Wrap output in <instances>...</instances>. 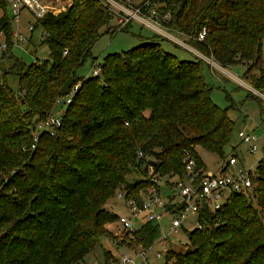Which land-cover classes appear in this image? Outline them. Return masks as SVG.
Masks as SVG:
<instances>
[{
  "label": "trees",
  "instance_id": "obj_1",
  "mask_svg": "<svg viewBox=\"0 0 264 264\" xmlns=\"http://www.w3.org/2000/svg\"><path fill=\"white\" fill-rule=\"evenodd\" d=\"M102 1L72 0L65 11L38 19L34 30L45 34L39 44L48 59L24 64L10 50L9 67L0 69V264H86L96 250L104 259L98 264H109L102 240L117 243L106 227L117 215L105 205L120 191L138 198L149 185L148 165L161 177L182 176L184 155L205 170L197 147L222 164L228 148L240 157L231 145L230 107L212 102L204 79L209 64L197 56L179 60L157 33L103 56L99 76H78L93 45L111 32L114 17ZM154 5L152 13L169 15L162 27L222 68L246 66L244 78L264 94V0H149L143 13ZM7 14L0 0V31L10 48ZM202 29L206 36L197 41ZM8 74L16 76V91ZM74 87L59 126L33 142L37 124ZM247 96L263 115L259 97ZM256 171L249 192L201 211V229L186 233L182 253L168 250L166 264H264V160ZM135 173L143 178L129 180ZM156 235L157 225L145 223L129 245L147 249Z\"/></svg>",
  "mask_w": 264,
  "mask_h": 264
},
{
  "label": "built area",
  "instance_id": "obj_2",
  "mask_svg": "<svg viewBox=\"0 0 264 264\" xmlns=\"http://www.w3.org/2000/svg\"><path fill=\"white\" fill-rule=\"evenodd\" d=\"M5 3L7 15L10 19L11 25V40L9 43L6 34L0 31V58L12 53L14 47L20 44L28 43L34 32V23L26 22V30L30 33V37L25 36L19 30L21 21L20 13L26 11L35 22L42 19L49 12L55 13L54 8L50 5V0H1ZM148 2L147 0L144 2ZM143 3V4H144ZM127 12V11H126ZM123 12L124 15L116 19L117 29H122L130 20L144 21L142 13L139 9L130 12ZM168 13L162 17L153 14L154 19L152 23L148 22L152 27H157L166 30L167 28L161 26V21L168 18ZM143 18V19H142ZM149 19V17H147ZM14 27V28H13ZM158 28V27H157ZM158 28V29H159ZM44 33L40 34L43 38ZM206 36V30L202 29L196 40L202 41ZM189 49L195 56L203 58L198 51ZM66 52L64 51L63 54ZM211 64L216 65L211 59ZM100 65L93 68L89 72V76L100 75ZM77 87H74L68 94L65 100L67 105ZM60 116L50 115L42 122L38 123L36 130L33 132V142L37 139V134L40 132H48L53 134L55 128L60 124ZM263 140H262V138ZM237 138L245 146V151L240 154V157L232 154L228 157L226 162L220 165L216 173H207L201 168L198 169L194 160L188 155H184V174L169 175L168 177H161L158 174L152 173V166L148 165L146 168L147 179L149 185L143 190H139L138 198L127 196L123 191H120L115 196V201L126 213L117 215L115 224L122 230L121 235L117 237V247H122L127 252H122L121 257L113 260L111 264H136L138 257L142 259L140 264H149L147 251L152 249L156 239L165 243L171 236H177L180 232H186V221H191L193 227L201 229L199 221V214L202 210L208 209L210 211H217L223 203L227 200L230 194L249 192L252 189V179L255 178L257 171L256 167L260 161L264 160V130L261 136L255 134L253 131H238ZM256 157L249 161L251 157ZM138 158L147 160L141 152H138ZM145 178V177H144ZM149 223L157 225V236L153 244L147 249L142 248L141 245L135 244L133 233L141 225ZM193 228V229H194ZM124 233V234H123ZM123 236L127 239L124 245ZM157 243V242H156ZM138 248L136 252L134 249ZM154 261L150 264H158L155 260L163 257L158 251H154Z\"/></svg>",
  "mask_w": 264,
  "mask_h": 264
},
{
  "label": "rangeland",
  "instance_id": "obj_3",
  "mask_svg": "<svg viewBox=\"0 0 264 264\" xmlns=\"http://www.w3.org/2000/svg\"><path fill=\"white\" fill-rule=\"evenodd\" d=\"M50 1V5L54 8L55 13L65 11V9L72 3V0ZM145 1L146 0L102 1L108 11L114 17L110 23L111 32L108 34H103L99 38L97 43L93 45L91 57H93L94 60L93 58L87 59L83 67L78 70V76H87L93 68H97V66L101 64V59L106 54L129 50L132 47L142 43L143 39L151 37L154 33H157L161 37V39L159 40V44H161L163 50L167 52L169 51L170 53L174 54L179 60H195L194 57L196 56L182 44L186 45L188 48L194 50L195 52L197 50H195L187 43H184L182 36L177 35L173 32H167L166 30L159 28V26H157L159 28L158 29L157 27L154 28L150 25L152 21H154V19L151 18L154 14L152 12L157 13L154 10L155 8H157V6H152L149 9L150 13L145 14L142 11V8L145 7L148 3H144ZM143 3L145 4V6H143ZM135 9L140 10V13H142V17L146 22L132 19L126 26L123 27L127 29L126 31H120L122 30L121 28L118 29V31L115 28V18L123 16V12H130L134 11ZM20 17L21 21L19 24V30L25 36L30 37V33L27 32L25 24L29 21L30 23H35V20H33L26 11H22L20 13ZM147 17H149V19H147ZM148 22H150V24ZM113 28H115L114 30H116L117 32L112 33ZM104 29L105 28L102 27V30ZM40 34V30L35 29L32 33V39L28 40L30 44L23 43L18 45L17 47H14L11 53L13 55V58L21 60L24 64L33 63L35 62V60L41 61L48 59V49L45 47V45L39 44V42L41 41ZM8 55L0 58V69H7L9 67L10 59L7 58ZM202 59H204V61L210 66L209 68L205 66L203 75L206 83L211 87L212 102L223 109L230 107L228 115L230 118L234 119L235 123V128L231 137V145L233 144V146L235 147L234 149L238 154H243L245 151V146L240 142V139L237 138V132L242 131L245 126L246 130L248 129L249 131H253L257 135L264 130V113L263 115L260 114V109L257 105V102L247 95L253 91L252 93L259 97L260 106H262V110H264V94H260L255 90H252L249 85V80L244 79L242 73L245 66L235 65L229 66V68H222L220 66H216V63V65H212L210 62L211 59H207L204 57ZM5 82H7V85L11 90H17L18 82L16 76L8 74L6 76ZM65 107V102L63 105L57 104L53 108L52 114L55 116H60L63 113L62 111L65 109ZM196 152L198 156L201 157L205 165V172L216 173L223 160L218 156L208 153L201 147H197ZM229 155H231V152L228 148L226 151V160L228 159ZM256 157H251L249 161L256 159ZM135 178H143V174L135 173L131 174V176L128 177L129 180H134ZM112 203H114V201L110 200L106 203L105 207L109 210H114V213H116V215H119L123 212L126 213V209L123 210V208L119 207L118 205L116 207H113V205H111ZM106 227L113 233L114 236L119 237L121 235L122 230L114 222L108 224ZM186 227L187 229L185 233L180 232L177 236H171L165 243H163L162 241H158L159 239L154 238L156 239V241L154 242V246L152 249H149L146 254L148 255L149 264L152 259L154 261V251H158L163 254V257L161 259L155 260L158 264H166L165 257L168 250L182 253L188 243L186 233L194 228L191 221H186ZM126 239L127 238L123 236L124 245L127 242ZM102 241L103 248L108 250L112 257L109 260V264H111L113 260L121 257L122 252H127V250H125L123 246L117 247L111 240L105 239ZM134 250L137 252L138 248H135ZM102 261H104L103 257L101 256L100 252L96 250L95 252L87 256L86 264H98ZM140 263H142V259L138 257V259L136 260V264Z\"/></svg>",
  "mask_w": 264,
  "mask_h": 264
},
{
  "label": "crops",
  "instance_id": "obj_4",
  "mask_svg": "<svg viewBox=\"0 0 264 264\" xmlns=\"http://www.w3.org/2000/svg\"><path fill=\"white\" fill-rule=\"evenodd\" d=\"M25 28H26V24H25ZM32 39V38H31ZM28 43H29V41H28ZM27 43V44H28ZM30 44V43H29ZM216 66H218V65H216ZM235 66V65H234ZM245 69H246V66L244 67V71H245ZM244 71H243V77H245V75H244ZM245 80H246V78H244ZM250 88V87H249ZM253 92V91H252ZM260 126H261V124H260ZM245 128H246V126H245ZM243 129L242 131H249L248 129L246 130V129ZM263 132V131H262ZM259 136H261V132H260V134H258ZM262 138V137H261ZM262 140H263V138H262ZM111 205H113V207H116L117 205L119 206V207H121V205H119L118 203H116V201H114V203H112ZM111 211H113V213H114V210H111ZM114 214H116V213H114ZM118 215V214H117Z\"/></svg>",
  "mask_w": 264,
  "mask_h": 264
},
{
  "label": "water",
  "instance_id": "obj_5",
  "mask_svg": "<svg viewBox=\"0 0 264 264\" xmlns=\"http://www.w3.org/2000/svg\"><path fill=\"white\" fill-rule=\"evenodd\" d=\"M60 105H63V102H61V103H60ZM151 163L153 164L154 162H153V161H151V162H150V164H151Z\"/></svg>",
  "mask_w": 264,
  "mask_h": 264
}]
</instances>
